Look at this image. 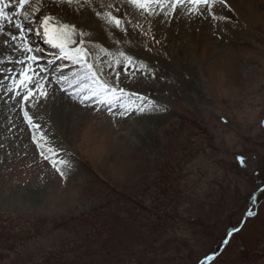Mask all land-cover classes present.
Listing matches in <instances>:
<instances>
[{
  "label": "rangeland",
  "instance_id": "1",
  "mask_svg": "<svg viewBox=\"0 0 264 264\" xmlns=\"http://www.w3.org/2000/svg\"><path fill=\"white\" fill-rule=\"evenodd\" d=\"M149 23L133 30L150 76L134 59L109 69L122 101L91 97L74 130L47 82L22 103L24 138L0 139V264H264V0Z\"/></svg>",
  "mask_w": 264,
  "mask_h": 264
},
{
  "label": "bare ground",
  "instance_id": "2",
  "mask_svg": "<svg viewBox=\"0 0 264 264\" xmlns=\"http://www.w3.org/2000/svg\"><path fill=\"white\" fill-rule=\"evenodd\" d=\"M101 2L104 4H111L112 7L110 9L102 8L100 7ZM31 3L35 5L37 0H31ZM39 4L40 11L35 14L37 19L56 13L64 17H67V14H69L71 22L65 23L75 25L77 30L90 34L84 37V47L92 53V55L88 57V60L90 63H93V70L98 73L101 80H106L109 84L113 82V77L109 69L112 63L120 64V61L123 63V57H118V53L121 51H123L125 55L131 56L134 60L138 61L135 67L142 70L140 72H143V78L150 76L149 73L151 72L150 69L152 70V64L148 61L142 45L136 39L134 33L135 29L133 27L141 28V25L149 23L151 16L149 21L147 20L148 18H143L144 20H142L141 14L135 7L130 5L127 0H92L91 7L84 5L79 8L75 3L68 5L67 3H62L61 0H39ZM14 9L15 0H13L12 5L6 9V11L13 12ZM105 11H111L114 16L122 20V28L124 31L114 25L106 23L105 20L96 15V12L103 13ZM260 17L262 16L260 15ZM2 23L4 25V33L0 34V61H2L0 62V81H3L2 86H0V139L3 140L5 135L11 133H13L16 138H24L22 135L24 131L21 130L24 124L19 117L24 112L22 108V103H24L22 101V96H15L14 93L8 92L7 87L10 80L4 79L6 75H10V73L6 71L7 69L11 68L15 72L19 71L20 65L16 64L15 61L22 59L24 53L17 48V42L11 41L10 37L7 35L9 31L12 34L18 35V30L8 25L6 21ZM25 26L26 28L31 27L33 29L28 35L34 39L31 38L29 41H33L31 45L34 48L42 50L38 55H46L48 52L50 54L51 51V55L54 57L52 64H48V62L47 64H40L45 67L47 73L46 82L50 89L48 98H45L46 108L52 107L54 109L53 119L57 125L62 124L65 128L74 130V128L71 127V117L74 114L82 116L84 110L89 112L86 113L85 118L88 117L90 113H93L91 107L96 103V99L93 98L91 102H88V99H83L82 94H80L79 79H83L85 68L70 59L63 58V54L60 52L59 48H57V50L50 49L49 45L44 44L42 41L40 42V39L42 40L43 37V30L42 28H38L37 24L29 25L25 22ZM35 29H38L39 35L37 31L35 32ZM76 39L79 40V37H76ZM5 41H7V43H5ZM102 49L104 51H102ZM108 53H111V55ZM117 58L119 59V63H117ZM141 63L146 65V68H141ZM164 63L159 66L155 65V76L161 78L164 76ZM54 65H58L59 67H55L57 69L56 74L58 75L60 72L63 76L68 77L67 81L62 78L58 81L57 76L54 75H50L51 78L49 77V72H53L52 68H54ZM46 67L50 70L46 69ZM41 75H44V73H41ZM85 83L89 85L87 91L90 94V88L93 85L91 81H85ZM74 88L77 90H74ZM29 103L30 101H28L27 104Z\"/></svg>",
  "mask_w": 264,
  "mask_h": 264
},
{
  "label": "snow or ice",
  "instance_id": "3",
  "mask_svg": "<svg viewBox=\"0 0 264 264\" xmlns=\"http://www.w3.org/2000/svg\"><path fill=\"white\" fill-rule=\"evenodd\" d=\"M61 2L67 3L68 5L75 3L78 8L84 5H88L89 7L92 6V0H61ZM127 2L143 14L151 16L163 13V15L167 17L170 12L174 13L178 8L183 9L187 15L201 14V9H205L209 13H212L214 4L217 0H127ZM219 2L223 4L224 0H219ZM12 3L13 0H0V34L4 33V25L2 23L4 21L11 27L17 29L18 35L12 34L10 31L7 32V35L10 37L11 41L17 42V48L23 52L24 55L22 59L15 61L16 64L20 65L18 72L13 71L11 68L6 70L10 73V75L4 77L5 80H10L7 87L8 92L14 93L15 96H22L23 102L29 101L31 97L37 94L41 97L47 96V92L44 88L47 73L45 67L40 65L39 61L41 57L38 55L42 50L34 48L31 45L28 33L33 29L31 27L26 28L25 22H27L29 25L37 24L38 28H42L46 42L53 47L59 48L60 52L63 54V58L70 59L85 68L83 79L77 77L80 84V94L83 95V99L102 97V102H107L110 106L118 101H122L124 89L112 86L106 80H101L98 73L93 70V63H90L88 60V57L92 55V53L84 47V37L90 35L89 33L79 31L75 25L63 23L51 16H43L37 19L35 14L40 11L39 0H37L35 5H32L31 0H15V11H6ZM100 7L110 9L112 5L101 2ZM96 15L105 20L106 23L114 25L124 31L122 28V20L114 16L111 11H105L103 13L96 12ZM213 19H216L215 15H213ZM37 34H40L39 31H37ZM76 37H79V40H77ZM5 43H7V41H5ZM102 51L104 50L102 49ZM108 54L111 55V53ZM118 57H123L125 67L133 64V58L125 55L123 51L118 53ZM52 63L53 61H48V64ZM117 63H119L118 58ZM140 67L146 68V65L141 63ZM41 73H44V75H41ZM61 78L65 81L68 80V77L62 74L60 77H57V80L59 81ZM85 81H91L93 85L90 88L91 96L86 94L89 85L85 83ZM2 84L3 81H0V86H2ZM139 99L144 98L139 97ZM119 107L121 110L118 114L122 117L133 110L131 105H126L124 103H120ZM135 111L142 113L145 111V108L143 106H137ZM23 115L29 124H31L32 120L29 113L24 111ZM37 146L41 148L44 147V145L39 143ZM48 151L51 152L53 150L49 148ZM41 155H43V152H41ZM241 163L243 164V158H241ZM63 174L64 173L61 172V175ZM251 214L250 212L249 215Z\"/></svg>",
  "mask_w": 264,
  "mask_h": 264
},
{
  "label": "water",
  "instance_id": "4",
  "mask_svg": "<svg viewBox=\"0 0 264 264\" xmlns=\"http://www.w3.org/2000/svg\"><path fill=\"white\" fill-rule=\"evenodd\" d=\"M245 220H246V219L243 220V223L245 222ZM242 225H243V224H242ZM241 227H242V226H241ZM241 227L238 228L237 230L232 231V232L227 236V238H226V242H225L226 245L228 244V242H229V240H230L232 234H234V233H236L237 231H239V230L241 229ZM205 260H206V259H204V260L201 262V264H202Z\"/></svg>",
  "mask_w": 264,
  "mask_h": 264
},
{
  "label": "trees",
  "instance_id": "5",
  "mask_svg": "<svg viewBox=\"0 0 264 264\" xmlns=\"http://www.w3.org/2000/svg\"><path fill=\"white\" fill-rule=\"evenodd\" d=\"M233 237V236H232ZM232 239V238H231ZM208 263V262H207ZM206 264V263H205Z\"/></svg>",
  "mask_w": 264,
  "mask_h": 264
}]
</instances>
